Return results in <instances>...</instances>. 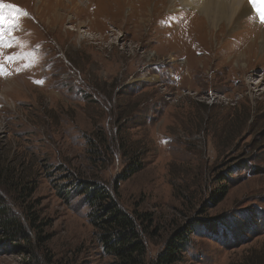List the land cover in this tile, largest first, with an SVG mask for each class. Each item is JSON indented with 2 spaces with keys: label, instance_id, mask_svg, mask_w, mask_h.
Segmentation results:
<instances>
[{
  "label": "rangeland",
  "instance_id": "rangeland-1",
  "mask_svg": "<svg viewBox=\"0 0 264 264\" xmlns=\"http://www.w3.org/2000/svg\"><path fill=\"white\" fill-rule=\"evenodd\" d=\"M169 1L2 0L0 264H116L115 210L147 264H264V25Z\"/></svg>",
  "mask_w": 264,
  "mask_h": 264
},
{
  "label": "trees",
  "instance_id": "trees-1",
  "mask_svg": "<svg viewBox=\"0 0 264 264\" xmlns=\"http://www.w3.org/2000/svg\"><path fill=\"white\" fill-rule=\"evenodd\" d=\"M119 146V149L126 150L131 148L132 145L128 143L120 144L119 142ZM142 167V162L138 160L129 162L126 168L127 175L138 171ZM106 193L105 188L99 187L97 184H91L89 189L91 198L96 200L106 199ZM113 210H115L113 206H110L109 211ZM104 222L115 228L106 242L110 251L117 258L116 264H147L146 246L135 230L134 220L130 215L115 210L111 217L104 220ZM187 244L186 234L178 231L168 240L164 249L158 253L153 264H182V252L186 249Z\"/></svg>",
  "mask_w": 264,
  "mask_h": 264
},
{
  "label": "bare ground",
  "instance_id": "bare-ground-1",
  "mask_svg": "<svg viewBox=\"0 0 264 264\" xmlns=\"http://www.w3.org/2000/svg\"><path fill=\"white\" fill-rule=\"evenodd\" d=\"M178 1L182 8H192L199 15H203L212 28H216L221 24L227 25L230 29L236 28L239 21L250 11L252 12L248 4L249 0H170L169 2L174 7ZM175 7L172 9H175ZM256 19L258 22L255 31L258 33L257 30L260 31L258 27H263L264 23H261L258 18ZM261 42L262 46H264V41L261 40ZM246 59L248 60L247 55ZM1 98L5 99L3 95Z\"/></svg>",
  "mask_w": 264,
  "mask_h": 264
},
{
  "label": "snow or ice",
  "instance_id": "snow-or-ice-1",
  "mask_svg": "<svg viewBox=\"0 0 264 264\" xmlns=\"http://www.w3.org/2000/svg\"><path fill=\"white\" fill-rule=\"evenodd\" d=\"M249 4L251 5L252 11L255 13V17L254 18H258L260 20L261 23H264V0H249ZM0 9H10L13 16V24L9 25V28L13 27V26H18L17 24H15V14L22 12L23 9H19L17 8V6L15 5H11L8 3H4L2 2V0H0ZM5 24V17L0 15V50H2L4 47H11V40H14L15 37H11L9 36V38L6 40L5 36H6V28L3 27L2 25ZM18 57L16 55H12V56H8V57H3V53L2 51H0V75H4L5 74V65H4V60H8V61H13L15 59H17ZM31 66L26 65V67ZM22 69L17 68L16 71H21ZM8 75H10L11 73H7Z\"/></svg>",
  "mask_w": 264,
  "mask_h": 264
}]
</instances>
